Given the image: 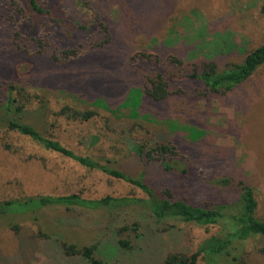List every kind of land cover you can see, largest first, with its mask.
Here are the masks:
<instances>
[{"label":"rangeland","instance_id":"obj_1","mask_svg":"<svg viewBox=\"0 0 264 264\" xmlns=\"http://www.w3.org/2000/svg\"><path fill=\"white\" fill-rule=\"evenodd\" d=\"M11 1L0 0V97L5 98L11 83L27 81L32 96L27 122L78 154L110 161L135 176L145 171L155 188L172 189L177 198L197 205L236 203L243 181L254 188L256 214L264 220V65L233 92L221 96L206 95L197 79L175 76L171 78L174 93L166 102L143 101L138 119L114 116L93 103L100 97L116 107L140 85L138 69L127 60L134 50H153L162 60L175 54L192 62V68L204 60L215 61L220 68L241 63L248 52L264 44V0H116L113 7L102 3L100 9L109 12L113 21V47L101 51L97 60L95 54L81 64L66 65H56L49 54L39 57L23 50L42 37V29L25 22ZM60 2L70 20L91 25L94 14L79 0L41 4L59 9L54 6ZM86 39L82 29L71 39L57 32L51 42L73 46ZM65 106L97 114L89 120L73 119L60 113ZM6 118L0 110V201L15 198L20 203L25 196L74 192L88 198L145 197L141 189L124 180L9 130ZM168 121L203 130L205 135L190 141L184 131H171ZM126 129L138 136L168 131V139L177 140L184 156L173 163L170 172L159 161L145 164L124 137ZM138 221L142 240L133 242L136 246L131 250H116V229ZM12 223L21 225L20 235L10 228ZM217 226L174 218L160 221L139 205L114 216L106 211L48 206L34 213L0 217V264H88L80 256L65 254L58 240L79 246L99 244L102 264H162L169 254H193L217 232ZM261 247L263 235L233 237L231 247L223 252L207 251L197 264H235L239 259L241 264H264Z\"/></svg>","mask_w":264,"mask_h":264},{"label":"trees","instance_id":"obj_2","mask_svg":"<svg viewBox=\"0 0 264 264\" xmlns=\"http://www.w3.org/2000/svg\"><path fill=\"white\" fill-rule=\"evenodd\" d=\"M41 1L43 4L48 3V0L11 1V5H16L25 22L31 21L33 29L39 27L42 29V37L34 39V44L23 48L25 52L39 57L49 54L50 59L56 65H66L73 62L81 64L85 58H90L95 54H97L94 56L97 60L101 51L113 47L115 43L113 21H111L110 13H107L105 9L101 10L100 7H102V3L107 7H113L116 0H79L82 7H89L94 14L90 26L77 24L70 20L60 8L64 1L53 5L59 9L48 8L42 5ZM156 3L158 2L156 1ZM262 12L264 13V4ZM43 17L47 20H41ZM82 29L86 31L87 39L76 45L61 46L57 43L53 45L51 42V38L57 32L63 37L71 39L75 31L78 32ZM31 47L33 48L31 49ZM104 55L102 54L101 57ZM127 60L131 66L138 69L140 85L135 86L137 88H132L126 99L116 107L110 106L105 99L100 97H96L93 103L103 107L114 116L125 115L128 118L138 119L142 116L140 107L143 101L146 100L150 104L166 102L168 97L174 93L171 89V78L187 76L197 79L203 84L206 95L230 94L264 65V44L248 52L241 63L228 65L224 68H220L212 60H204L200 65L194 63L195 67L192 68L190 66L192 62H186L175 54L167 55L165 60H162L153 50L131 51ZM95 63L98 65V61ZM157 66L162 67L158 69ZM185 70L187 73L184 72ZM21 83H11L5 98L0 97V110L7 115L6 122L9 130L27 136L45 149L69 157L83 166L101 170L113 178L124 180L141 189L145 197L106 195L100 198H88L76 192L61 195L37 194L23 197L22 201L24 202L20 203H17L16 201L19 200L15 198L0 201V217L15 212L34 213L48 206H62L68 210L106 211L114 216L131 205H139L150 211L160 221L174 218L202 226H219L217 232L205 240L204 245L199 246L200 248L193 254L190 256L183 253L169 254L162 264H197L201 254L204 253L207 256V251L223 252L226 248L231 247L233 237L243 239L257 234L264 236V220L257 217L258 200L251 185L243 181L239 183V198L233 204L202 206L177 198L172 189L161 188L159 190L149 183L145 171H142L138 176L129 174L112 166L110 161L103 163L91 156L78 154L60 141L43 134L35 125L26 121L32 96L27 91L29 83L27 81H21ZM123 109H126L127 113H122ZM60 113L69 118L82 120H89L97 114L95 110H79L69 106L63 107ZM144 117L150 118L148 115H144ZM167 125L171 131H184L190 141L197 142L205 135L203 130L181 125L176 121H168ZM167 134L170 133L168 131H150L145 135L138 136L132 130L126 129L124 137L133 146V150L143 163L159 161L164 170L170 172L174 169L173 163L178 162L184 154L177 144V140L168 139ZM223 181L227 184L230 183L229 179ZM31 203L34 204L30 205ZM10 228L16 235H20L22 232L19 223H12ZM141 228L142 225L139 221L118 227L114 232L113 239L116 250L133 249L136 243L142 240ZM42 235L48 236L43 232ZM58 245L67 255L80 256L88 264H102V259L98 257L102 249L97 243L79 246L76 243L58 240ZM260 252L264 254V247L260 248ZM235 264H241L240 259L235 260Z\"/></svg>","mask_w":264,"mask_h":264}]
</instances>
